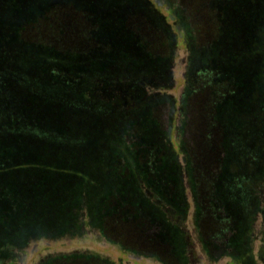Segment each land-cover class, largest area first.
<instances>
[{
    "label": "trees",
    "instance_id": "trees-1",
    "mask_svg": "<svg viewBox=\"0 0 264 264\" xmlns=\"http://www.w3.org/2000/svg\"><path fill=\"white\" fill-rule=\"evenodd\" d=\"M157 3L189 51L182 162L165 92L177 42ZM186 185L205 250L254 264L264 0H0V264L85 227L124 251L190 264ZM39 264L114 262L74 251Z\"/></svg>",
    "mask_w": 264,
    "mask_h": 264
},
{
    "label": "rangeland",
    "instance_id": "rangeland-1",
    "mask_svg": "<svg viewBox=\"0 0 264 264\" xmlns=\"http://www.w3.org/2000/svg\"><path fill=\"white\" fill-rule=\"evenodd\" d=\"M159 10L163 13L168 23L174 30L177 46L174 51V60L172 67V82L166 88V93L173 98L174 111L170 119L172 132L171 142L174 152L180 158V162L184 160V155L181 152L179 144V133L177 128L181 122L182 111L180 110L181 102L184 100L186 92L187 76L189 73V51L187 43L184 38V32L178 29L175 21L171 14L167 12L166 7L156 4ZM166 121L167 115L165 116ZM187 188V200L190 204V211L188 219L185 222V228L189 235V253H190V264H242L234 259V254L228 253L219 255L216 252H208L205 250L197 229L195 228L193 216H194V205L191 190L189 185ZM264 207V201L263 205ZM255 237L253 245L251 246L253 254L254 264H264V213H260L255 217ZM74 251H88L97 253L103 257L111 259L114 264H162L160 261L141 256L132 252L124 251L118 245L108 242L103 236L96 230L88 227L84 228V235L76 239L68 238L55 241H37L30 245L24 252L19 256L20 264H39V262L48 255L68 253Z\"/></svg>",
    "mask_w": 264,
    "mask_h": 264
}]
</instances>
